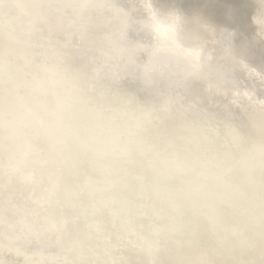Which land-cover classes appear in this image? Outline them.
<instances>
[{
	"label": "clouds",
	"instance_id": "9594fccd",
	"mask_svg": "<svg viewBox=\"0 0 264 264\" xmlns=\"http://www.w3.org/2000/svg\"><path fill=\"white\" fill-rule=\"evenodd\" d=\"M192 29L155 0H0V249L264 264V98L234 105L241 60Z\"/></svg>",
	"mask_w": 264,
	"mask_h": 264
},
{
	"label": "bare ground",
	"instance_id": "6f19581e",
	"mask_svg": "<svg viewBox=\"0 0 264 264\" xmlns=\"http://www.w3.org/2000/svg\"><path fill=\"white\" fill-rule=\"evenodd\" d=\"M155 6L165 11H178L184 17L185 27L193 28L188 38L203 43L209 56L223 52L225 56L220 58L225 59L232 48L241 60L235 73L251 86L261 89L258 79L259 73L264 74V31L260 27H264V14L257 13L256 0H155ZM128 58L134 59L133 54L129 53ZM249 91L235 87L231 93L232 103L239 106L250 100L252 94ZM19 239L15 231L6 237L7 246L2 248L4 254L0 257L3 264H16L12 253L24 260L25 251L18 247ZM29 245H26L28 254L42 260L46 253L40 246L32 250ZM5 253H9L10 257H6Z\"/></svg>",
	"mask_w": 264,
	"mask_h": 264
},
{
	"label": "water",
	"instance_id": "95a60500",
	"mask_svg": "<svg viewBox=\"0 0 264 264\" xmlns=\"http://www.w3.org/2000/svg\"><path fill=\"white\" fill-rule=\"evenodd\" d=\"M129 36L131 39L135 40L136 39V35L132 32L129 33ZM234 77L237 81L235 87H238L239 89H250V93L252 94L251 95V99L254 98V91H253V86L250 85V83L245 79L243 78L242 76H238L236 73H234ZM123 87L129 91H132V92H135L138 96H140L141 98H143L144 96V93L141 91V86L139 85V83L137 81H134L132 79H129V80H126L123 82ZM255 91H256V95L258 98H264V92L260 89V88H255ZM219 99H223L222 97H220ZM244 99L242 98V101ZM12 232H14V230L10 231V234H12ZM29 248L30 249H37L38 248V245H35V244H30L29 245ZM4 254L3 250L0 249V257ZM5 256L7 257H10V254L9 253H5ZM11 257L14 261H16V264L18 263V261L20 262L22 260V257L19 256V255H15L14 253L11 254ZM2 261V260H0ZM23 262V260H22ZM22 262L20 264H22Z\"/></svg>",
	"mask_w": 264,
	"mask_h": 264
}]
</instances>
